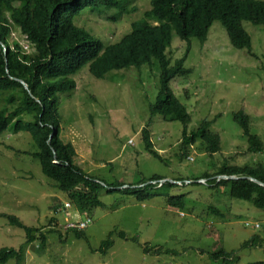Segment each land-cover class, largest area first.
I'll return each instance as SVG.
<instances>
[{
  "label": "rangeland",
  "instance_id": "rangeland-1",
  "mask_svg": "<svg viewBox=\"0 0 264 264\" xmlns=\"http://www.w3.org/2000/svg\"><path fill=\"white\" fill-rule=\"evenodd\" d=\"M117 1L125 12L111 8L98 14L85 9L75 17L76 23L106 43L119 40L150 8V0ZM243 26L251 36V53L234 48L219 21L212 23L204 41L173 33L166 49L171 65L190 69L169 81L190 113L187 133L203 119L213 120L211 130L220 134V149L213 154L198 138L184 146L180 121L152 115L150 106L161 89L156 60L110 71L103 78L92 76L86 65L71 76L75 87L60 93L58 100L61 138L75 146L80 167L102 184L134 183L153 175L184 182L144 201L102 190L103 206L94 208L79 237L56 225L84 212L42 173L29 153L34 150L30 135L10 129L1 133L0 248H22L19 264H224L212 255L220 250L236 252L232 264L264 260V209L230 197L222 187L192 183L205 182L192 178L215 173L225 162L264 163V149L248 153L247 138L233 121L234 112L249 114L252 132L264 148V25L243 21ZM9 40H18L31 51L18 29ZM144 129L161 160L147 151ZM179 195L184 198L182 206L168 203L169 196ZM67 202L71 207L65 206ZM5 215L38 227L44 239L27 242L24 228L11 224ZM109 235L113 245L101 253L99 247ZM252 236L262 242L245 245ZM1 264L17 262L12 258Z\"/></svg>",
  "mask_w": 264,
  "mask_h": 264
},
{
  "label": "trees",
  "instance_id": "trees-1",
  "mask_svg": "<svg viewBox=\"0 0 264 264\" xmlns=\"http://www.w3.org/2000/svg\"><path fill=\"white\" fill-rule=\"evenodd\" d=\"M111 8L126 11L117 0H0V134L8 129L27 132L34 144V150L29 153L38 160L42 173L81 212L89 216L94 208L103 206L99 199L102 190L107 193L118 191L144 201L161 194V190L168 192L173 187L182 186L184 182L179 179L174 181L181 184L161 182L164 179L162 176L153 175L134 183L114 181L102 184L80 167L76 162L75 146L61 138L62 117L58 100L60 93L75 87L71 76L86 65L92 76L103 78L110 71L140 67L156 60L161 89L150 106L152 115L159 114L165 120L180 121L184 146L198 138L205 149L213 154L220 149V134L211 130L213 120L205 118L196 129L187 133L190 113L174 94L169 81L190 69L176 63L171 65L166 49L173 33L182 39L195 37L204 41L212 23L219 21L226 30L230 44L251 53L252 40L243 21L264 25V0H150V8L131 23L128 32L111 43L104 42L75 21L82 10L102 14L105 9ZM15 29L24 37L31 51H26L18 40L10 42ZM20 80L27 84V89ZM233 121L247 138V152L255 154L263 151L260 137L252 132L249 114L242 110L234 112ZM148 133L146 129L143 130L146 149L161 160ZM219 175H234L237 178ZM249 176L264 183V163L238 165L225 162L215 173L204 172L200 177L192 178H204L205 182L192 183L222 187L230 197L264 209V186ZM185 180L188 183L191 181L189 178ZM167 201L182 206L184 198L183 195L169 196ZM5 216L11 224L24 228L27 242L44 239L38 227L27 226L16 216ZM67 230L78 237L82 234V230ZM119 235L125 237L124 232ZM257 242L262 241L258 236H252L244 244L255 245ZM112 245L113 239L109 235L102 241L99 251L105 254ZM212 255L216 259L222 258L224 264H232L237 258L235 251L220 250ZM22 256V248H0V264L12 258L19 264ZM247 264H264V260Z\"/></svg>",
  "mask_w": 264,
  "mask_h": 264
},
{
  "label": "built area",
  "instance_id": "built-area-1",
  "mask_svg": "<svg viewBox=\"0 0 264 264\" xmlns=\"http://www.w3.org/2000/svg\"><path fill=\"white\" fill-rule=\"evenodd\" d=\"M66 207H71V204L67 202L65 204ZM84 215V216H83ZM81 214H74L72 218H69V221L67 223H57L56 225L61 228L64 225V229H76V230H82L84 229L90 222H91V216L88 214L83 213Z\"/></svg>",
  "mask_w": 264,
  "mask_h": 264
},
{
  "label": "water",
  "instance_id": "water-1",
  "mask_svg": "<svg viewBox=\"0 0 264 264\" xmlns=\"http://www.w3.org/2000/svg\"><path fill=\"white\" fill-rule=\"evenodd\" d=\"M20 81H21V83L23 84L24 88L27 89V84H26L24 81H22V80H20ZM53 152H54V154H55V151H53ZM219 177H223V178H237V176H234V175H219ZM248 178H250L251 180H253V181H255V182H257V183H259V184H261V185L264 186V183L261 182L260 180L254 178V177H250V176H249ZM164 181H171V182H174V180H171V179H166V178L161 179V182H164Z\"/></svg>",
  "mask_w": 264,
  "mask_h": 264
},
{
  "label": "bare ground",
  "instance_id": "bare-ground-1",
  "mask_svg": "<svg viewBox=\"0 0 264 264\" xmlns=\"http://www.w3.org/2000/svg\"><path fill=\"white\" fill-rule=\"evenodd\" d=\"M186 185V184H185ZM62 209V208H61ZM78 209V208H77ZM55 225V224H54ZM49 227H51V226H49ZM62 230V229H61ZM63 231H65V230H63ZM66 231H68V230H66ZM78 231V230H77Z\"/></svg>",
  "mask_w": 264,
  "mask_h": 264
}]
</instances>
